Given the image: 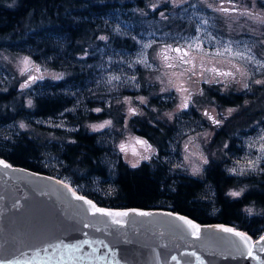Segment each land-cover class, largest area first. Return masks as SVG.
Instances as JSON below:
<instances>
[{
	"label": "rangeland",
	"instance_id": "rangeland-1",
	"mask_svg": "<svg viewBox=\"0 0 264 264\" xmlns=\"http://www.w3.org/2000/svg\"><path fill=\"white\" fill-rule=\"evenodd\" d=\"M134 2L128 8L117 6L98 19L120 37L132 35L135 51L118 48L108 38H104V44L94 53H82L76 58L64 53V43L59 38L52 40V47L60 49L57 58L51 53L38 55L32 47L0 48V82L5 83L14 74L29 93L45 92L51 84L44 83V78L54 84L68 74L64 69L66 65L77 64L86 75L80 83L73 79L62 86L60 91L72 101L66 112L74 113L80 109L87 114L91 108L95 113H101L103 108L115 106L114 110L124 114L121 126L107 117L84 123L109 148L104 158L109 162L111 172L121 157L132 166L160 159L172 172L185 171L200 176L207 161L205 147L214 129L222 117L236 111V107H217L199 99L204 94L202 83H217L222 89L238 91L247 88L249 83L262 84L257 81H264V0H150L147 7ZM195 44L200 48H195ZM177 48L181 51H174ZM226 48L231 51H225ZM185 52L188 53L185 59H192L195 65V74L181 76L185 68L192 67L179 62ZM164 55L168 56L167 61ZM89 56L94 58L88 59ZM55 59L57 66L52 64ZM169 64L174 67H168ZM138 66L143 71H139ZM37 67L40 71H36ZM218 72L233 75L218 76ZM181 86L187 91H178ZM56 92L51 91L52 94ZM185 97H189L186 108L182 107ZM90 101L95 103L91 106ZM260 104L264 107V101ZM145 108L153 111L156 119H166L175 125L166 152L161 156L157 155L153 145L127 126L129 118L143 113ZM19 123L24 125L23 121ZM45 123L67 125L62 116L49 118ZM16 129L15 123L0 125V143L7 137L12 138ZM262 137L264 124L237 136L234 145L239 151L225 150L227 144L221 147L220 151L230 155L226 166L228 173L245 176L264 171ZM121 145L125 150H121ZM42 164L49 172L71 181L59 173L61 163L52 153L42 160ZM108 184L105 179L92 177L76 187L84 192L98 191Z\"/></svg>",
	"mask_w": 264,
	"mask_h": 264
},
{
	"label": "trees",
	"instance_id": "trees-1",
	"mask_svg": "<svg viewBox=\"0 0 264 264\" xmlns=\"http://www.w3.org/2000/svg\"><path fill=\"white\" fill-rule=\"evenodd\" d=\"M133 1L147 7L150 0H0V48L32 47L38 55L51 53L56 57L60 49L52 47V40L59 38L64 43V53L76 58L82 53H94L104 44V38H108L118 48L135 51L132 35L120 37L98 19L117 6L128 8ZM52 64L58 65L56 59ZM64 69L68 74L54 84L44 78V83L51 84L45 92L29 93L14 74L5 83L0 82V125L17 124L13 137L0 143V157L14 165L59 176L42 164L52 153L61 163L59 173L69 177L72 185L92 177L109 181L98 191L78 190L100 206L164 208L203 224H233L253 238L264 232V171L245 176L229 174L226 164L230 155L220 151L225 144V150L239 151L234 145L237 136L264 124V107L260 104L264 101V83H249L240 91L222 89L217 83H202L204 94L199 99L217 107H236V111L222 117L214 129L205 147L207 162L200 176L172 172L160 159L143 161L133 167L121 157L111 172L104 158L109 148L84 123L107 117L121 126L124 114L114 110L115 106L103 108L101 113L91 108L87 114L80 109L66 112L72 101L60 91L62 86L73 79L80 83L86 74L77 64H68ZM138 70L143 71L139 66ZM52 90L57 92L52 94ZM94 103L89 102L91 106ZM155 115L145 108L143 113L129 118L127 126L153 145L161 156L166 152L175 125L166 119H156ZM61 116L67 122L66 127L45 123L49 118ZM20 121L24 122L23 126ZM233 192L239 195L233 196Z\"/></svg>",
	"mask_w": 264,
	"mask_h": 264
},
{
	"label": "water",
	"instance_id": "water-1",
	"mask_svg": "<svg viewBox=\"0 0 264 264\" xmlns=\"http://www.w3.org/2000/svg\"><path fill=\"white\" fill-rule=\"evenodd\" d=\"M0 161L11 165H0V264H264V241L257 243L264 232L253 238L233 224H203L164 208L100 206L62 176ZM73 193L129 215L113 224ZM181 216L199 225V239ZM222 227L245 233L249 245Z\"/></svg>",
	"mask_w": 264,
	"mask_h": 264
},
{
	"label": "snow or ice",
	"instance_id": "snow-or-ice-1",
	"mask_svg": "<svg viewBox=\"0 0 264 264\" xmlns=\"http://www.w3.org/2000/svg\"><path fill=\"white\" fill-rule=\"evenodd\" d=\"M222 11H225L227 12L228 9H222ZM189 47H193V45H189ZM195 48L199 49L200 48V45L199 44H195L194 45ZM174 51L176 52H180L181 49L180 48H177V49H174ZM225 51H231L230 48H226ZM217 55H221L222 53H216ZM188 55L187 52H185L183 55H181L179 57V62L181 64H185V65H192V67H189V68H185L184 69V72H181L180 75L183 76L185 73H192V74H195V65L193 64L192 62V59H185V57ZM236 55H241L240 53H236ZM164 59L167 61L169 58L167 55H164ZM25 63L27 64L28 61L25 60ZM168 67H174V65L172 64H169ZM36 71H40L39 67L36 68ZM209 71H215V69H209ZM237 71H239V69H237ZM218 76H231L233 75L231 72H218L217 73ZM31 79H36V77H32ZM114 79H119V77H114ZM257 83H264V81H257ZM178 91H182V92H185L187 91V89H184L182 86L181 87H178ZM188 99L189 97H185L184 99V103L182 105V107H187L188 106ZM211 118V117H210ZM110 123V122H108ZM218 123V121H217ZM262 139H264V137H262ZM137 143H140V144H145L146 142L145 141H137ZM121 150H125L124 149V146L121 145ZM261 151H264V145L261 146ZM207 161H205L206 163ZM250 164L252 162H249ZM0 165H2L4 168H10L11 165L5 163L4 161H0ZM136 165H133V167H135ZM232 171H235V169H233ZM61 184H63V182L61 181L60 182ZM66 188H68L69 186L68 185H64ZM233 196H237L239 195V193H236V192H233L232 193ZM73 196L76 200H81V201H84L87 205L90 206V211L92 212L93 215L99 213L101 216H105V217H111L112 220H111V223L113 224H116V225H120L122 223V220L121 219H118V218H121V217H127L129 215L128 212L124 211V212H112V211H107L103 208H99L97 206H95L92 201L90 200H85V197L83 196H77L75 195V193H73ZM137 215H140V216H149L151 215V213H148V212H138ZM179 220L181 221H184V223L186 225H188V227L191 229V235H194L196 236L197 239H199V233H200V227L199 225H196L194 224L191 220H188L186 219L185 217H178ZM85 227H88V225L86 224ZM221 231L223 232H227V233H232L234 236L236 237H239L240 240L243 242L244 245H249V242L251 241V237H248L245 233H242V232H239V231H236L234 230L233 228H225V227H222L220 229ZM97 231H99V229H97ZM260 241H264V236H261L260 237V240L257 241V243H260ZM85 243H87V241H85ZM248 255H251V247L249 246L248 247V252H247ZM172 259H176V257H172Z\"/></svg>",
	"mask_w": 264,
	"mask_h": 264
}]
</instances>
